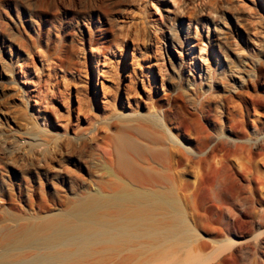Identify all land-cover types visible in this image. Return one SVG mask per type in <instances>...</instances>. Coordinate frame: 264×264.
I'll use <instances>...</instances> for the list:
<instances>
[{
	"label": "rangeland",
	"instance_id": "rangeland-1",
	"mask_svg": "<svg viewBox=\"0 0 264 264\" xmlns=\"http://www.w3.org/2000/svg\"><path fill=\"white\" fill-rule=\"evenodd\" d=\"M0 264H264V0H0Z\"/></svg>",
	"mask_w": 264,
	"mask_h": 264
},
{
	"label": "bare ground",
	"instance_id": "bare-ground-1",
	"mask_svg": "<svg viewBox=\"0 0 264 264\" xmlns=\"http://www.w3.org/2000/svg\"><path fill=\"white\" fill-rule=\"evenodd\" d=\"M178 21V19L177 18H175V16H173V15H171V14H167V19H166V23H165V26L167 27V29L168 30H170L172 33L170 34V35H166V46L168 47V52L170 53V56L172 57V59L174 60V62H175V65L178 63V64H180V62H177V58L175 57V56H173V52H178V53H181L182 52V49L184 48V44H185V41L186 40H184V35L186 36V37H189V34H188V31L183 35L177 28H176V26H175V22H177ZM127 31V30H126ZM125 31V32H126ZM130 31V30H129ZM128 32V31H127ZM131 32V31H130ZM130 32H129V34H130ZM127 34V33H126ZM125 34V35H126ZM128 35V34H127ZM126 35V36H127ZM208 39H210V37L208 38ZM205 40L204 39H202V42H204ZM138 43V42H137ZM136 44V43H135ZM139 45V44H138ZM136 47V46H135ZM137 48H139V46L138 47H136L135 48V50H137ZM103 55H105L106 56V54H103ZM97 58L98 59H100L98 56H97ZM138 61H137V63H135V64H137V66L139 67V71L138 72H135V71H137V70H127L126 72L128 73L129 72V74H131L132 75V77H131V79H132V83L134 84V85H136L137 84V80L139 81V82H142V84H143V86L147 89V87L146 86H148V79L147 78H149V77H151L150 75L148 76V73L149 72H151L152 73V75H153V79H157L158 78V75H162V73L161 72H163L162 70H164V68H163V66L162 65H160L158 62H155V61H153V59H151V58H149V59H147V60H145L143 57H141L140 59H137ZM98 62V61H97ZM127 65V64H126ZM125 65V67H127ZM125 67H121L122 69H124ZM135 67H136V65H135ZM122 72V71H121ZM124 75V73L122 72V73H119L118 74V76H123ZM160 75V76H161ZM163 76H164V74H163ZM190 76V77H189ZM163 78V77H162ZM165 78V77H164ZM188 81H189V84H191V81H193V79H195L194 78V73L193 72H191V71H188ZM121 81V80H120ZM150 81H152V79L150 78L149 79V82ZM166 82H168V79L166 78ZM129 83V82H128ZM128 83H126V82H121L120 83V85H122L123 87H125V86H127L128 87ZM131 83V84H132ZM130 84V85H131ZM129 85V86H130ZM136 86H130V87H128V88H126V90H127V92H126V98H125V100H122V99H120L119 101H118V103H120L122 106H123V104H129L136 96V94H137V92H136V90H134V89H136L135 88ZM144 88V89H145ZM145 89V90H146ZM151 90V89H150ZM135 91V92H134ZM148 91V90H147ZM138 95V94H137ZM142 96V95H141ZM140 97V96H139ZM144 98V97H143ZM114 99V98H113ZM116 99V98H115ZM109 100V99H108ZM117 100V99H116ZM115 100V101H116ZM136 100H137V98H136ZM143 100L144 99H141V101H139V102H143ZM115 101L113 102V105L115 106ZM138 101V100H137ZM145 101V100H144ZM108 103V102H107ZM156 101H153V102H151V104H150V107L148 106V108H150V110L153 108H155V106H156ZM109 105H110V103H109ZM109 105H107V106H109ZM112 104H111V107L113 106ZM139 105V104H138ZM81 106H84V104H83V101L81 100L80 101V107ZM97 106V105H96ZM113 106V107H114ZM79 107V110L81 109ZM104 107H105V104H104ZM106 108V107H105ZM117 108V107H116ZM82 110V109H81ZM94 110V109H93ZM146 112V111H145ZM96 113V112H95ZM135 113V112H134ZM142 113V115H144V113L143 112H140V113H138V114H141ZM96 114H98V113H96ZM138 114H136V115H138ZM146 114V113H145ZM148 114H150V111L148 112ZM148 114H146V115H148ZM127 115V114H126ZM129 115V114H128ZM146 115H144L145 117H146ZM152 115V114H151ZM141 118L143 117V116H141V115H139ZM97 117V116H96ZM140 117H138L139 119H141ZM152 117V116H151ZM151 117H149V119H151ZM147 118H148V116H147ZM137 119V118H136ZM144 119V118H143ZM148 119V123H149V120ZM127 120H133V119H131V116H130V118L129 119H127ZM126 120V121H127ZM146 120V119H145ZM143 122V121H142ZM147 122V121H146ZM144 123V122H143ZM150 123H153V121H151ZM144 125V124H143ZM157 125V124H156ZM129 126V125H128ZM145 126H147V124L145 125ZM124 127V126H123ZM122 127V128H123ZM131 127V126H130ZM144 127V126H143ZM129 129V128H128ZM155 134V133H154ZM157 134V133H156ZM155 140H157L156 138H155ZM174 141V140H173ZM155 143V142H154ZM175 146V145H174ZM118 147V146H117ZM113 148V147H112ZM149 164V163H148ZM103 228H105V227H103ZM107 229V228H106ZM110 229H113V228H110ZM119 229V228H118ZM123 229V228H122ZM103 230H105V229H103ZM125 230V229H124ZM101 231V230H100ZM119 231V230H118ZM103 232H105V231H102V233ZM109 232H111V231H109ZM113 233H114V231H112ZM101 233V234H102ZM108 233V232H107ZM118 233H120V232H118ZM124 234V233H123ZM127 234V233H126ZM100 235V232H96V233H91L90 231L88 232V231H84V233H79V234H76L75 235V237L73 236V238H71L70 240H67V242H71V243H74V242H79V244L81 245V246H84V245H86V244H89V243H92L91 241H93V240H95L96 238H98V236ZM108 235L110 236V234L108 233ZM104 236H106V234L104 235ZM114 236V235H113ZM100 237H101V235H100ZM112 237V236H111ZM110 237V238H111ZM116 237V236H115ZM114 237V238H115ZM101 238H103V237H101ZM113 238V237H112ZM100 239V238H99ZM65 240L66 239H64V242H65ZM111 240H113V239H111ZM116 240V239H115ZM119 240V239H118ZM96 241V240H95ZM63 243V242H62ZM65 244V243H64ZM45 257V256H44Z\"/></svg>",
	"mask_w": 264,
	"mask_h": 264
}]
</instances>
